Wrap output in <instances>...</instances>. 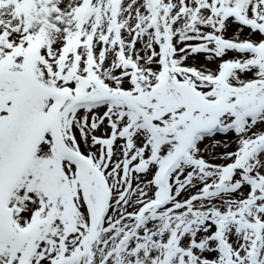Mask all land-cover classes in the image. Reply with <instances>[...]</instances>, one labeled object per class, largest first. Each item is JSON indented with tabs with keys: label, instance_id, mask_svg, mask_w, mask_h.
Instances as JSON below:
<instances>
[{
	"label": "snow or ice",
	"instance_id": "snow-or-ice-1",
	"mask_svg": "<svg viewBox=\"0 0 264 264\" xmlns=\"http://www.w3.org/2000/svg\"><path fill=\"white\" fill-rule=\"evenodd\" d=\"M0 264H264V0H0Z\"/></svg>",
	"mask_w": 264,
	"mask_h": 264
}]
</instances>
